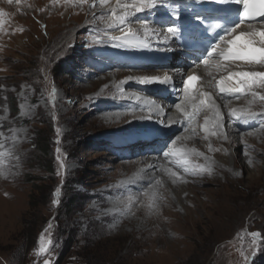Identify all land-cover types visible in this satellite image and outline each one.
Returning a JSON list of instances; mask_svg holds the SVG:
<instances>
[{"label":"rangeland","instance_id":"rangeland-1","mask_svg":"<svg viewBox=\"0 0 264 264\" xmlns=\"http://www.w3.org/2000/svg\"><path fill=\"white\" fill-rule=\"evenodd\" d=\"M76 7L62 0H0L6 13L0 18L5 21L0 26V264H43L45 259L50 264H102L100 256L107 264H245L241 252L248 264H264V128L260 120L227 115L233 107H247L246 100L229 98L227 107L222 100L225 124L238 140L221 146L212 175L189 176L184 185L190 191L181 188L178 196L164 181L154 189L159 207L149 212L143 196L149 188L134 184L122 168L147 156L162 158L181 132L163 133L158 129L166 127L155 120L137 117L147 109L142 111L134 97L158 94L126 78L150 68L131 61L127 48L89 46L92 36L113 35L101 18L106 10L98 0L96 11ZM162 13L170 14L168 9ZM88 16L93 25L84 23ZM152 18L150 24L163 30ZM167 49L177 61L181 53ZM181 67L182 79L188 68ZM166 101L172 105L177 100ZM252 110L264 109L258 102ZM18 129L23 131L14 140ZM163 135L167 145H147ZM193 143L182 146L203 145L204 150L195 148L213 155L211 140ZM203 161L193 157L196 164ZM54 199L59 203L54 205ZM45 229L50 251L37 257ZM251 232L261 233L258 247L251 243Z\"/></svg>","mask_w":264,"mask_h":264},{"label":"snow or ice","instance_id":"snow-or-ice-1","mask_svg":"<svg viewBox=\"0 0 264 264\" xmlns=\"http://www.w3.org/2000/svg\"><path fill=\"white\" fill-rule=\"evenodd\" d=\"M9 3L12 0H8ZM66 4H80L88 5L89 8L96 6L97 0H64ZM19 4L20 0H16ZM101 9L106 10V15L103 16V20L107 29L118 30V35H111L107 32L105 36L107 39H101L97 36H92L89 46L91 45H104L112 43L115 47L132 48V49H146L150 45L146 42L147 38L152 35H159L154 33L150 28V21L143 20L137 21L140 28L143 30L144 39H141L139 31L133 27H130L131 17H135L137 14L151 11L158 5H165V0H115V6L111 5V0H98ZM175 3V0H172ZM195 5L201 4H213V5H229L242 4L238 12V20L231 26L225 27L220 21L214 20L211 24H206L207 19L204 15H201L200 10L197 8L192 9V20L199 22L201 25H206L208 33H216L217 30H222L223 34L219 35L214 42H210L205 50V54L202 59L193 60L191 72L182 77L181 94L178 97V102L174 107L178 117L167 116L165 108L162 104L156 103L150 100L148 97L136 95L134 99L136 101H142L141 110H148V115L141 117L145 120H153L161 124L164 127H171L176 124L186 125L183 128L184 133L189 135L177 136L171 141L166 151L162 152L163 160L166 164H160L158 167L155 165H149L154 171L161 172L166 176L173 185L177 183H187V177H203L204 175H212L213 166L210 162V158L205 156L204 153L197 150L195 147H177L180 141H190L197 138V128L202 133V139L209 141L210 138L215 137L220 140H227L228 136L225 132V117L221 111V106L218 103L219 100L224 101L225 107L230 103L229 98L240 99L243 97L247 102V107L243 109L231 108L227 115L229 118L237 121H254L260 120V128H264V110L253 111L252 106L257 104L261 105L264 109V71L257 70H233V68H240L247 66L249 68L253 66L264 67V30H252V31H237L241 29V25L247 24L251 27L253 22L264 23V0H194ZM169 6V5H165ZM119 10V12H118ZM6 15L5 12L0 10V18ZM95 18V13H93ZM171 23L167 27V32L164 40L161 42L166 44L170 38L181 39L184 29L179 23L181 20V14L175 9L171 10ZM5 23L3 19H0V26ZM159 50L164 51L165 48ZM170 50V49H167ZM241 62V63H237ZM201 65H203L205 75H198ZM215 73H221L219 78ZM206 77H210L206 78ZM127 80H135V82L141 85L161 84L165 86H174V77L170 74L160 76H139L128 77ZM122 81L121 83H126ZM260 89L261 91H258ZM56 90H52L51 98L54 101ZM125 99H131L132 97H124ZM93 99V97H89ZM203 113V122H197V117ZM3 119V118H0ZM55 119V116H53ZM231 127V125H229ZM23 129L13 130V139H16L17 133L22 132ZM59 132V129H57ZM251 134V133H249ZM4 133L0 132V136ZM4 145L0 143V148ZM209 151H212L211 144L208 145ZM57 153H60V149L57 148ZM3 152H0V175H3ZM193 157H202L206 164H196L193 162ZM60 169L65 168L63 160L58 155L57 157ZM175 169V170H174ZM242 174V173H237ZM149 181V190L143 192L148 200L147 208L149 212L155 211L158 205V197L155 192L156 186L162 185L161 179H155L152 183L153 177H147ZM60 188L55 190V195L59 197ZM132 197H129V201ZM54 205L58 204V199L52 201ZM51 224H49V228ZM48 229L42 232L38 238V249L36 250L37 257L50 251L51 240L45 242V233ZM251 243L253 246L258 247L260 244L261 233L251 232ZM255 255V250L252 252ZM245 264H248V256L241 252ZM43 264H50L49 260L45 259Z\"/></svg>","mask_w":264,"mask_h":264},{"label":"bare ground","instance_id":"bare-ground-1","mask_svg":"<svg viewBox=\"0 0 264 264\" xmlns=\"http://www.w3.org/2000/svg\"><path fill=\"white\" fill-rule=\"evenodd\" d=\"M193 1L194 0H175V3H172V0H165V5H169V6L158 5L155 9H153V11L155 13H153L152 16L146 15L145 12L139 13L135 17L130 18L132 22L129 26L137 29L139 31L141 39H144L143 30L140 28V25L137 21H143V20L149 21V20H151L152 17L156 16V21L154 22V23H156L155 26L158 25L161 27V29H163L164 23H166V17L168 18L171 15L172 8H175L181 14V16H187V14L192 12L193 4H194ZM62 2H64V0H62ZM76 5H80V4H71V7L76 9L77 8ZM111 5L115 6V0H111ZM80 6L82 7L84 5H80ZM167 9L169 10L170 14L166 13L164 15L162 12L166 11ZM96 10H97L96 7L92 8V11H96ZM118 12H119V10H118ZM146 12H151V11H146ZM98 14H99V11L97 12V15ZM90 17L91 16H88V18L86 17L87 18L86 22H84L88 26L93 25L92 24L93 22H91L92 20L90 19ZM152 19H154V18H152ZM262 19H264V18H262ZM96 20L98 21V17H95V21ZM231 20H233L234 23L237 22V20H238L237 16H233ZM171 23H173V22H170V24ZM170 24H167V25L170 26ZM103 27H105V26H103ZM149 28L154 33H158L159 35H152V36H149L147 38L146 42L150 45L149 48H146V49L127 48L129 50L128 56H130L131 61H135V62L137 61L139 64H142V66H145L146 68H150V70H148L146 72L144 71V74H142L140 76H160V77H163L165 74H170L174 77V81H175L174 86H165V85H161V84H151V85H141L140 84V85L143 88L153 90V92L158 94V98H149V99L155 101L156 103L162 104L164 106L165 112H166V117L167 116L178 117L179 113L176 112L174 105L176 102H178V97L181 94V87H182V79L180 77V73L182 72L181 65H184V64L187 65L188 69H186L185 74L186 75L189 74L192 69H191V67H188V66L192 65L193 60L202 59L203 55L205 54V51L193 52L189 49H185L182 47V45L179 44V43H181V41L178 42V39H174V38H170L166 44H163V43H161L163 40L160 38L162 36H165L166 33L164 34L163 30L158 29L159 27H153L151 24L149 25ZM192 28L193 27H189L188 29L191 31ZM241 30L242 31L264 30V23L253 22L251 24V27H249L247 24H243V25H241V29H239L238 31H241ZM109 31H111L113 33V35L119 34L118 30H116V29H110ZM160 48L171 49L173 52L172 53L173 55L181 53L179 58H177L179 61L177 60L174 62L172 60L174 56L168 57L169 54H166L164 51L159 50ZM237 63L239 64L241 62H237ZM233 70H257V71H260L259 68H257L256 66H253L251 68H249L247 66H242L240 68H233ZM197 74L201 75V76L205 75L203 65H201L200 70L198 71ZM215 75L217 76V78H219L221 73H215ZM206 78L210 79V77H206ZM168 98L173 99V100L175 99L177 101H175V103L171 105V104L167 103V101H166V99H168ZM135 103L140 104V105L143 104L142 101H136ZM218 103L221 106L222 100L218 99ZM221 111L224 114V109L221 108ZM147 115H148V110H145V111L139 113L137 115V117H140V119L144 122L145 119H142L141 117L147 116ZM155 119H157V118L154 117L153 120H155ZM155 124H157V126H159L160 128L164 127L161 124L159 125V123H157V122H155ZM229 125L230 124H225V131H226V134L228 136V139L227 140H220V139H217L215 137L210 138L211 143H213V146L215 148L213 150V153H212L213 155H210V154L204 152L207 155V157L210 158V162L213 165H216V163L218 162L217 158L220 155L221 146L227 147L229 144H232L238 140L237 136L230 133V128H232V127H229ZM185 126L186 125H183V124H176V125H172L171 127H166L163 129L161 128L158 130L162 131L163 133L170 131V130H177L178 132H181V133H177L176 137L181 136V135H189V133L183 132V128ZM197 134H198L197 138L199 139V141H204L202 139V135L199 134L198 132H197ZM153 138H155V137H153ZM194 140L180 141V142H178L177 147H184V146H182V143H185L186 145L187 144L191 145L194 142ZM167 142H168L167 136L163 135L162 137H157V138L153 139L152 141H149V144H147V145H154L157 143V144H161V145L165 146L168 144ZM170 144H168V146H170ZM168 146H167V148H168ZM147 147H150V146H147ZM195 147L199 148L201 150H204L203 145L196 144ZM230 154L232 155V152H230V150H229V155ZM138 161H140V160H138ZM205 162H207V161L204 160L203 163L205 164ZM166 163L167 162L163 160V156L161 158L160 155L156 154L155 156L153 155V157L152 156L144 157V160H143V158H141V161L139 163H137L134 166L129 165L125 168L123 167L122 171H123V173L124 172L130 173L131 174V175H129L130 179H132V181L133 180L137 181V182L133 181V183L138 185V186L145 188V190L148 189V185H149V181L147 180V177L151 176V177H153V181H152L153 184L155 182V179H161L162 183H164V181L165 182L167 181L168 184L170 186H172V190L174 193H176L177 196L179 195V191L181 188L186 187L190 191V188L188 185L186 186V185H184V183H177L176 185H173L170 182V180L166 176H164L163 173L154 171L153 168L149 167V165H155L158 167L160 164H166ZM143 170H146L145 173H143ZM134 171H135V173H134ZM127 178H128V176L125 177V180ZM186 179L188 181L190 178L187 177ZM142 182H144V183L141 184ZM163 190H165V187H163ZM194 191L196 193V190H194ZM163 193H165V191Z\"/></svg>","mask_w":264,"mask_h":264},{"label":"trees","instance_id":"trees-1","mask_svg":"<svg viewBox=\"0 0 264 264\" xmlns=\"http://www.w3.org/2000/svg\"><path fill=\"white\" fill-rule=\"evenodd\" d=\"M51 172V170H49V173ZM57 224V223H56ZM54 229H55V227H53L52 228V230L54 231ZM53 234V233H52ZM97 251V250H96ZM92 254L94 255V254H97L96 252H92ZM104 257H102V256H100V258H98L99 259V261L102 263V264H107L106 262H105V260L103 259ZM91 259L92 258H90V259H87V260H90L91 261ZM94 259V258H93ZM103 261V262H102Z\"/></svg>","mask_w":264,"mask_h":264}]
</instances>
